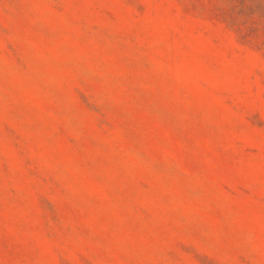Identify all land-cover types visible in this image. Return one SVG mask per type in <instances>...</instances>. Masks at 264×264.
I'll return each mask as SVG.
<instances>
[{"label":"rangeland","instance_id":"1","mask_svg":"<svg viewBox=\"0 0 264 264\" xmlns=\"http://www.w3.org/2000/svg\"><path fill=\"white\" fill-rule=\"evenodd\" d=\"M0 264H264V0H0Z\"/></svg>","mask_w":264,"mask_h":264}]
</instances>
